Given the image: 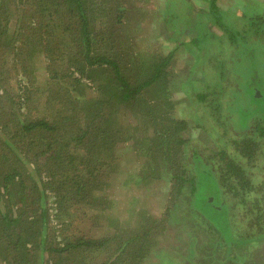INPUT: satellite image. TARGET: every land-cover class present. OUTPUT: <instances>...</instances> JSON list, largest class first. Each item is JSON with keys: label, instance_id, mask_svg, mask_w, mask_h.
Returning a JSON list of instances; mask_svg holds the SVG:
<instances>
[{"label": "rangeland", "instance_id": "1", "mask_svg": "<svg viewBox=\"0 0 264 264\" xmlns=\"http://www.w3.org/2000/svg\"><path fill=\"white\" fill-rule=\"evenodd\" d=\"M96 2L98 8L109 9L110 14L98 20L97 30L114 22L119 14L115 10L124 8L117 30L103 38L109 42L108 52L129 70L131 82L137 77L144 79L152 57L166 58L173 52L166 81L171 106L166 104L159 86V91L151 95L153 108L140 100L128 108L110 106L111 128L117 141L112 157L104 152L106 161L91 192L102 201L98 203V198L93 207L84 205L72 210L63 236L73 233L96 238L120 234L131 245L123 259H137L135 264H264V238L254 236L264 224V0ZM15 7L20 11H15ZM10 9L14 18L21 10L28 11L23 4ZM10 28L16 26L12 23ZM100 45L101 40H97L94 49L100 51ZM39 54L34 51L31 55L38 87L34 96L39 107L24 116L58 119L57 100L45 105L46 98L40 96L52 82L46 73V59ZM7 61V81L1 79L0 91L9 87L19 93L20 70L13 66L12 55ZM99 80L83 78L86 85L75 86L81 101L85 92L95 93L93 87ZM50 95L55 98L54 93ZM4 98H0V114L4 112L1 106L7 102ZM171 118L184 121L186 127L177 134L183 143L174 142L167 148L158 131ZM0 137L5 138L1 129ZM85 151L77 152L85 158ZM14 153L25 158L18 147ZM23 162L32 169L26 160ZM235 166L243 170L250 183L251 192L244 204L237 203L233 191ZM32 173L42 187L40 177L35 171ZM192 176L193 193L187 182ZM224 180L230 186L222 190ZM4 202L2 197L1 211L7 206ZM10 202L13 203L7 207L17 213L22 205L19 198L14 196ZM46 204L54 205L50 197ZM50 213L53 217L52 209ZM147 215L160 219L162 230L152 235L150 246L137 257L133 251L142 242L138 237ZM64 220L48 223L57 232L56 229L64 228ZM7 230L10 232L11 228L7 226ZM250 236H254L251 240L259 239L246 242ZM118 237L85 255L84 260L78 256L76 261H112L111 252L119 244ZM28 248L34 253L33 264H45L47 254L40 253L34 245L29 244ZM0 264H6L1 257Z\"/></svg>", "mask_w": 264, "mask_h": 264}, {"label": "trees", "instance_id": "2", "mask_svg": "<svg viewBox=\"0 0 264 264\" xmlns=\"http://www.w3.org/2000/svg\"><path fill=\"white\" fill-rule=\"evenodd\" d=\"M102 1L108 3V0ZM0 3L3 4V7L0 5V86L1 79L7 81L4 67L8 64L9 55H12L13 66L17 65L21 74L17 80L19 93L9 87L0 91V98L5 96L7 101L1 106L4 112L0 114V129L5 137H0V197H4L8 207L13 203L10 200L14 196L22 203L15 214L7 206L5 211L0 210V254H5L0 257L6 264H33L34 253L28 250L30 244L37 246L40 253L47 254L45 264H87L79 263L76 258L82 256L84 260L85 255L106 247L119 235V244L111 252L114 258L102 264H135L137 259H132L135 262L126 257L123 259L131 245L120 234L96 238L73 233L63 236L64 229L70 223L68 218L72 216V210L81 209L84 205L93 207L98 198V203L102 201L101 197L96 198L91 192L99 181L97 174L100 167L106 161L104 152L112 157L117 141L115 130L111 128L113 114L110 106L116 104L128 108L130 104L136 106L135 102L140 100L153 108L152 94L159 91L158 86L166 97V104L171 106L166 81L173 52L166 58L152 57L147 63L144 79L137 77L139 80L133 79V83L129 70L108 52L106 46L109 49V42L103 38L117 30L124 8L114 7L115 11H119L116 20L97 30L98 20L110 14H107L109 9L98 8L96 0H0ZM19 4L26 5L28 11L21 10L23 12L14 18L15 13L10 7ZM14 10L20 11L19 7ZM12 23L15 29L10 28ZM97 40H101L100 51L94 49ZM34 51L45 57L46 73L52 82L51 87L40 92V96L46 98L45 105H49L52 99L57 100L58 119L24 116L39 107V100L34 96L38 87L31 63ZM83 78L100 80L93 87L95 93L84 91L85 98L81 101L75 86L86 85ZM52 93L55 98L50 95ZM169 121L158 131L167 148L174 142L183 143L177 134L186 127L184 121L176 118ZM15 147L24 151L25 158L14 153ZM79 149L86 150L83 153L85 158L78 154ZM23 160L31 164L32 169H27ZM234 169L236 187L233 191L237 203L244 204L249 199L250 183L240 167L235 166ZM33 171L40 177L42 187L34 178ZM187 182L193 193L194 177ZM223 185L222 190L230 183L224 180ZM178 188L180 191L181 186ZM49 197L53 206L46 204ZM50 209L54 211L53 217ZM62 220L64 228L56 229L58 233L48 223H61ZM143 225L138 237L142 242L133 248L137 257H141L142 251L150 246L152 235L162 230L161 220L149 215L143 219ZM7 226L11 228L10 232ZM255 235L264 238L263 223ZM254 236L245 241L259 239L251 240ZM9 257L13 260L8 261Z\"/></svg>", "mask_w": 264, "mask_h": 264}]
</instances>
